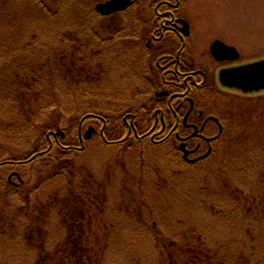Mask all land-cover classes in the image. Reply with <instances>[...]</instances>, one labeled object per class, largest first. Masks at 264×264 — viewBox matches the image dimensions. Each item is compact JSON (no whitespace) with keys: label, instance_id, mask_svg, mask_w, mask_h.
Wrapping results in <instances>:
<instances>
[{"label":"rangeland","instance_id":"374dc122","mask_svg":"<svg viewBox=\"0 0 264 264\" xmlns=\"http://www.w3.org/2000/svg\"><path fill=\"white\" fill-rule=\"evenodd\" d=\"M29 3L10 0L22 21L5 29V44L0 38L1 67L8 62L29 66L21 72H0L3 161L28 156L42 143L36 140L45 136L43 130L25 128L16 119L24 102L15 97L17 90L20 96H30L34 87L46 84L40 80L28 86L18 83V77H31L33 72L35 79L45 80L49 68L54 78L60 72L64 80L57 97L38 100L33 94L31 104L44 105L37 109L39 122L45 116L59 122L63 131L75 129L69 136L76 134L77 122L88 107L119 121L126 107L138 106V92L148 90L120 61L122 57L128 61L127 47L138 50L135 39L124 42L126 33L138 31L131 15L134 7L108 16L96 12L97 20L90 24V10L71 1L62 11L56 12L55 5V16L28 7ZM182 5L192 22L198 56L206 41L209 46L215 37L240 44L251 37L264 40V0H183ZM27 22L32 24L26 26ZM7 75L12 76L5 80ZM77 79L84 88L74 94L67 82ZM225 98L232 105L233 97ZM253 118L243 112L240 117L231 115L219 150L192 165L178 159L173 144L147 138L134 146H106L97 135L84 143L82 152L66 155L74 163L70 177L55 176L49 165L39 162L1 166L0 264H73L77 250L83 264H162L159 232L167 234L168 241L192 238L185 246L196 250L198 264H205L204 256L209 260L205 253L215 264H264L259 256L264 253V117ZM14 171L24 181L15 190L5 184ZM13 181L20 184L15 176ZM214 237L217 242L211 240ZM215 250L226 258H216ZM232 253L238 258L227 259Z\"/></svg>","mask_w":264,"mask_h":264},{"label":"flooded vegetation","instance_id":"af4514ba","mask_svg":"<svg viewBox=\"0 0 264 264\" xmlns=\"http://www.w3.org/2000/svg\"><path fill=\"white\" fill-rule=\"evenodd\" d=\"M182 1L133 0L131 7L124 10L128 12L134 7L131 15L136 17L134 28L138 29L137 33H126L124 37V42L135 39L138 47L135 51L127 47L123 55L128 61L124 63L148 90L138 92L141 95L138 106L126 109L122 121L125 141L150 138L153 143L173 144L182 158V147L190 151L189 159L193 161L207 159L219 150L218 141L231 115L240 117L243 112L254 120L264 117V90L245 92L228 87L220 76L223 70L264 60V40L257 42L251 37L248 43L240 44L231 43L226 37H215L209 46L206 41L201 49L204 51L198 56L194 53L197 45L192 39V22L183 13ZM185 22L187 28H184ZM216 40L235 48L236 51L226 55L238 56L216 59L211 53ZM227 96L233 97L232 105ZM101 119L97 117L98 123L92 125L95 135L106 139V121ZM82 129L81 125V141ZM15 173L12 175L17 176ZM9 181L13 183L12 179Z\"/></svg>","mask_w":264,"mask_h":264},{"label":"trees","instance_id":"16d2710c","mask_svg":"<svg viewBox=\"0 0 264 264\" xmlns=\"http://www.w3.org/2000/svg\"><path fill=\"white\" fill-rule=\"evenodd\" d=\"M32 3H29V2ZM73 2L70 4H74L75 7H79V6H84L85 8H88L90 10L89 13V23H93L95 20H97V13L95 11V0H25V2L29 3V5L31 6L32 9H36L42 13H50L52 15H56L57 13H52V10L54 9L53 7L56 5L58 7V9L56 10V12H58V10L61 9V11L64 9V6L68 3V2ZM92 1V2H91ZM10 0H0V19L2 22H6L8 23L7 25H4L0 22V38L1 41L4 42V44L6 43V38L7 35L5 34V29L13 22H17L18 19H21L22 21V15H19V17L17 16L18 10L14 11V13L11 9V4H9ZM99 2V1H97ZM69 4V3H68ZM25 16V15H24ZM28 17V16H25ZM20 21V23H21ZM32 23L31 22H27L25 23L26 26H30ZM23 25V24H22ZM60 25V24H58ZM57 52V51H55ZM10 61V59L8 60ZM33 67V66H32ZM31 67V68H32ZM25 69H29V66L26 64L25 66H20V65H15L12 66V63L8 62L7 64H4L1 67V63H0V72L4 73L7 71H18L21 72L22 70ZM51 73L49 74L48 71V75L49 79L45 78V80H43V76H39L38 79H35L33 76V72H32V76L30 77L28 74L24 75V78L18 77L17 78V82H26L28 83V86H30L33 84H40V80H42L46 86H41V88H37L34 87V92L33 94H35L33 97H36L38 100H45V98L47 99H51V98H56V94L61 92V86L63 84V80L64 78L62 77V75L60 74V72L58 73L57 71V77L54 78L53 76H51L53 74V69L52 67L49 68ZM57 70H59L57 68ZM17 74V73H15ZM10 76L12 75H7V77L5 78V80H7ZM16 78V77H14ZM52 79V80H51ZM11 83L14 82L13 79H11L10 81ZM67 88L70 89V92H73L74 94H76L77 92H82L83 88L82 87V83H81V79H77L76 83H72V80L68 83L67 82ZM19 90H17V95L18 97H15V99H19L20 101H23L24 103H21V111H19L16 119L20 120L21 123L25 124V128H30L33 126H36L37 129L43 130L45 133V136L43 139L38 138L36 140L37 142H42L44 144V147L42 146L43 144H36L34 146V150L25 157H21L19 155H15L14 157L12 156L11 158H9L8 160H2L1 158H3L4 155H0V167L1 166H7L9 163H23V164H32L35 162H39L42 163L46 166H50V169L52 170L53 174L55 176L58 175H64L65 177H70L71 173H72V168L74 167V163H71L70 161H68L65 157L68 153L70 152H75V153H79L82 152L84 149H77V147L81 146L80 143V139H79V128L80 126H87L88 124L94 122V123H98L97 117H102V121H106V126L105 128V134H106V139H103V141L105 142L106 146H118L123 144L124 146H134L137 145V143H141L143 142L144 139L142 140H137V139H132V140H124V124L122 121V118H120L119 116L117 117L119 119L115 120L112 119L111 117H107L104 116L102 113H98L96 112V109L94 107H88V109H86L79 121L77 122L76 125V134L70 135L69 133L72 132V134L74 133V130L71 128L70 129H64V132L66 133L65 137L62 136H54V135H50V133L52 131H57L60 128L59 122H55V121H49L48 119H46V117L44 116L43 119L39 122L38 121V117L37 115L39 114V110H37L40 107H43L44 105H39V104H35L32 105V95L28 96V95H22L20 96ZM85 94V93H83ZM11 97V95H10ZM0 100H2V96L0 95ZM4 103H2L1 105H3ZM61 104V103H60ZM64 105V104H61ZM128 105V104H127ZM18 108V107H17ZM44 108V107H43ZM127 108V107H126ZM125 108V110H126ZM122 110V109H121ZM124 110V111H125ZM123 111V113H124ZM133 111V110H132ZM85 119L84 123H82V120ZM102 121L100 122V125L102 124ZM24 135H22L21 133H17V137H23ZM49 136V137H48ZM5 148V147H3ZM6 150H9L8 148H5ZM177 151V156L178 159L184 163L187 164L183 158L181 153H179L178 150ZM6 186H8L10 189H14L17 188L22 184H15L11 183L9 180H7L5 182ZM15 190V189H14ZM10 194V193H9ZM15 194V193H14ZM26 202L28 204H30V195H26ZM28 209V207H26ZM24 211L26 210L25 208H23ZM26 213H28L26 211ZM18 213L14 214L17 215ZM21 215V214H20ZM241 223V222H240ZM73 227H78V223H76ZM72 232V230H71ZM176 236V235H175ZM168 236L167 234H165L164 232H159L156 233V242L158 243V249L160 251L158 258L165 261L166 264H198V255L197 252L194 248L190 247H186V243L187 242H193L192 238H189V236H184L183 239H181L180 242L178 241H173L176 239L170 238L169 240H167ZM71 239V238H70ZM212 241H216L217 239H211ZM219 241V240H218ZM66 243V242H65ZM67 244V243H66ZM41 249V248H40ZM80 250V249H79ZM45 251V250H43ZM43 251L41 250V253L43 254ZM46 252V251H45ZM77 253V257L76 260L73 262V264H83L82 261V257L81 254L79 253V251H76ZM220 253L222 254V252L220 251ZM205 255L209 258V260L204 256V261L203 263L205 264H215L213 262V259L210 255H208L207 253H205ZM215 255L216 258H218L219 260H222L226 257H221L219 255V251L215 250ZM46 256V253H45ZM230 257H228L227 259L229 260H235L237 259V255L232 253L231 255H229ZM261 257V261H264V253L262 255H259ZM51 256L49 255L47 258H50ZM163 261L162 264H163ZM202 264V261H201ZM217 264V263H216ZM220 264V263H219Z\"/></svg>","mask_w":264,"mask_h":264},{"label":"water","instance_id":"95a60500","mask_svg":"<svg viewBox=\"0 0 264 264\" xmlns=\"http://www.w3.org/2000/svg\"><path fill=\"white\" fill-rule=\"evenodd\" d=\"M131 4L132 0H107L98 3L96 10L102 15H109L117 11L125 10ZM187 27L188 24L185 22L184 28ZM232 51H236L235 48L229 47L219 40L214 41L211 46V53L218 60L236 58L238 55H226ZM220 76L222 83L228 87L239 88L245 92L264 90V60L223 70ZM93 131V127H90L86 138H89ZM57 134L64 135L61 130ZM182 150L185 151V157H187L189 151L183 147Z\"/></svg>","mask_w":264,"mask_h":264},{"label":"bare ground","instance_id":"6f19581e","mask_svg":"<svg viewBox=\"0 0 264 264\" xmlns=\"http://www.w3.org/2000/svg\"><path fill=\"white\" fill-rule=\"evenodd\" d=\"M120 61H121V64H122V61L124 62L123 58H121ZM124 65H125V63H124ZM125 66H126V65H125Z\"/></svg>","mask_w":264,"mask_h":264}]
</instances>
